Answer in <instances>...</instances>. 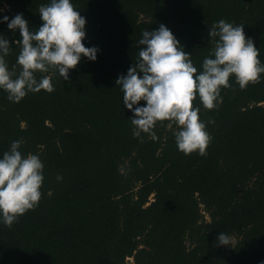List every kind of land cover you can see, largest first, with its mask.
<instances>
[{
  "label": "trees",
  "instance_id": "1",
  "mask_svg": "<svg viewBox=\"0 0 264 264\" xmlns=\"http://www.w3.org/2000/svg\"><path fill=\"white\" fill-rule=\"evenodd\" d=\"M86 18V47L69 79L51 70L53 91L12 103L0 90V157L13 140L44 163L38 205L0 224V264H261L264 262V74L221 89L218 107H193L211 140L185 155L176 125L132 134L131 111L115 80L136 62L144 30L167 26L197 70L214 46L208 28L243 24L264 63V0H71ZM49 0H0V15L42 24ZM10 43L20 39L0 24ZM19 46L6 57L11 70ZM19 66H17V72ZM144 104V101L140 102ZM61 180H57V176ZM208 217V218H207ZM219 232L231 246L218 245Z\"/></svg>",
  "mask_w": 264,
  "mask_h": 264
},
{
  "label": "clouds",
  "instance_id": "2",
  "mask_svg": "<svg viewBox=\"0 0 264 264\" xmlns=\"http://www.w3.org/2000/svg\"><path fill=\"white\" fill-rule=\"evenodd\" d=\"M38 12L42 24L36 31L30 30L23 13L11 18L0 15V24H6L12 33L19 30L20 35V39L10 43L0 33V90L12 103L20 102L28 93L53 91L49 76L37 79V73L55 70L67 81L70 69L82 57L97 59L99 49L82 43L86 18L71 0H49ZM208 37L214 46L198 71L191 54L167 26L160 24L157 29L142 32L137 41L140 47L136 62L115 80L123 93V106L132 113L129 120L134 136L147 133L156 138L153 129L157 122L167 120L171 122L168 127L176 125L174 138L179 151L205 155L211 140L206 124H213L214 120L205 122L199 118L200 107H193L194 99L198 97L204 108L214 109L222 100L221 89L231 87L230 78L244 89L264 74L259 49L251 37L245 36L243 24L220 19L208 28ZM12 44L19 46V53L10 70L6 57ZM21 144V140H13L0 157V224L6 227L34 209L41 198L44 163L37 154H23ZM61 179L58 175L57 180ZM216 242L231 246L230 237L224 232H219Z\"/></svg>",
  "mask_w": 264,
  "mask_h": 264
},
{
  "label": "rangeland",
  "instance_id": "3",
  "mask_svg": "<svg viewBox=\"0 0 264 264\" xmlns=\"http://www.w3.org/2000/svg\"><path fill=\"white\" fill-rule=\"evenodd\" d=\"M208 218V217H207ZM129 264H134V260L131 258L129 259Z\"/></svg>",
  "mask_w": 264,
  "mask_h": 264
}]
</instances>
